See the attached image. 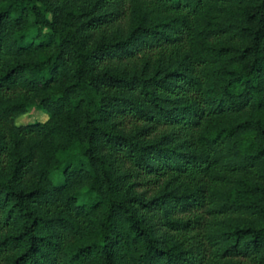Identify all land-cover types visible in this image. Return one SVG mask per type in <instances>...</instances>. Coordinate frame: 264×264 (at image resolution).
Here are the masks:
<instances>
[{"label": "trees", "instance_id": "1", "mask_svg": "<svg viewBox=\"0 0 264 264\" xmlns=\"http://www.w3.org/2000/svg\"><path fill=\"white\" fill-rule=\"evenodd\" d=\"M0 264H264V0H0Z\"/></svg>", "mask_w": 264, "mask_h": 264}, {"label": "rangeland", "instance_id": "2", "mask_svg": "<svg viewBox=\"0 0 264 264\" xmlns=\"http://www.w3.org/2000/svg\"><path fill=\"white\" fill-rule=\"evenodd\" d=\"M47 115L37 107H29L27 112L15 120L16 125L46 121Z\"/></svg>", "mask_w": 264, "mask_h": 264}]
</instances>
